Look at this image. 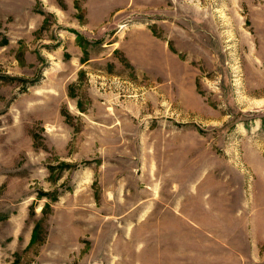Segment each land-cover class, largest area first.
Returning a JSON list of instances; mask_svg holds the SVG:
<instances>
[{"label": "rangeland", "instance_id": "rangeland-1", "mask_svg": "<svg viewBox=\"0 0 264 264\" xmlns=\"http://www.w3.org/2000/svg\"><path fill=\"white\" fill-rule=\"evenodd\" d=\"M0 264H264V0H0Z\"/></svg>", "mask_w": 264, "mask_h": 264}]
</instances>
